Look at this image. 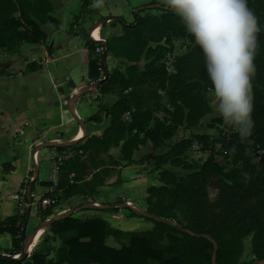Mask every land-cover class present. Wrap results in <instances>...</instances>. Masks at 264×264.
<instances>
[{
  "label": "crops",
  "instance_id": "obj_1",
  "mask_svg": "<svg viewBox=\"0 0 264 264\" xmlns=\"http://www.w3.org/2000/svg\"><path fill=\"white\" fill-rule=\"evenodd\" d=\"M47 1L51 6L42 16L18 10L11 14L19 22L16 32L31 35L35 25L43 38L36 42L10 38L0 47V224L11 217L23 223L29 208L27 234L42 221L69 213L79 223L95 221L101 228L96 244L106 248L128 247L133 237L143 234L151 243L165 246L168 239H156L155 223L132 216L121 205L126 202L141 211L148 208L147 189L161 185L155 160L162 148H154L146 139L124 154L122 139L117 143L95 141L104 140L111 125L110 107L120 97L116 90H101V84L85 89L103 77L102 52L96 53L95 47L105 45L99 40L120 36L122 26L133 25L135 19L126 22L111 14V0H102L100 7L91 0L86 8L79 0ZM121 1L122 6L134 4V16L142 8L162 12L160 3L168 9L164 0ZM94 28L98 38L91 36ZM88 40L97 42L88 47ZM104 64L109 73L122 65V57L107 50ZM43 197H56V202L42 210L38 201ZM37 232L28 241L22 264H31L34 254L57 262L63 240L77 235L74 229L55 234L51 223ZM79 240L88 241L89 236ZM20 249L15 253L11 235L0 232V253L18 256ZM253 259L249 238L240 261ZM148 264L158 262L148 259Z\"/></svg>",
  "mask_w": 264,
  "mask_h": 264
},
{
  "label": "trees",
  "instance_id": "obj_2",
  "mask_svg": "<svg viewBox=\"0 0 264 264\" xmlns=\"http://www.w3.org/2000/svg\"><path fill=\"white\" fill-rule=\"evenodd\" d=\"M0 0V47L7 40H26L36 42L43 38L35 25L31 35L16 32L19 25L17 20L11 18L14 11L20 14L24 11L42 16L50 8L47 0ZM81 7L86 8L91 0H79ZM150 4H155L151 1ZM161 14L137 15V22L130 26H122V34L106 41L107 50L115 57H122L130 62H136L142 54L148 58L146 74L154 81L167 82L189 88L197 82L191 80L190 75L196 73L207 85L209 81L204 73L203 58L199 48L193 43L192 37L185 31L179 18L160 3ZM248 7L257 17L261 26L258 34V49L255 56L256 72L252 80L254 120L253 133L247 138L258 142L264 150V0H248ZM13 22H12V20ZM9 20V22H8ZM13 24V25H12ZM34 34V35H33ZM176 36L187 37L192 46L190 50L177 58L174 65L175 72L168 73L164 65L156 63L157 56L164 50L161 41L169 44ZM97 41L88 40V47H92ZM150 43H154L152 46ZM156 53L157 55H153ZM98 61V59L96 58ZM156 61V62H155ZM94 63V62H93ZM133 67V66H132ZM128 84V82L126 83ZM120 82L113 73L101 83V90H116L120 88ZM122 98V97H121ZM119 98L111 107V125L106 130L104 140L96 139L100 143H117L122 139V151L130 152L133 146L150 140L154 148L166 147V153L156 157L155 165L159 171L160 186H151L147 189L146 203L150 212L159 208L155 201L162 200L164 195L170 198L168 205L161 206L172 215V209L182 206L186 213L185 223H175L185 229L212 237L217 245L216 264H245L240 261L242 253V238L250 236L251 253L255 260L264 259V157L258 162H250L240 155H233V148L239 147L240 139L235 132L232 138L222 145L227 156L233 157V162L242 161V170L248 175L244 182L240 176V170L231 169L226 172L222 165L217 163L213 156H208L195 171L188 173L183 179L177 180L174 173L169 169H162V165L169 157H180L189 145V141L180 140L174 143H166L170 135V127L162 120L152 115V111L139 110L132 114L130 123L127 124L128 137H123L124 129L119 123L118 115L122 111L118 109L122 105ZM186 113V125H189V113L192 105L184 100ZM153 125L150 127V122ZM113 126L116 128H113ZM135 133H130V132ZM141 134V136H139ZM123 137V138H122ZM205 138V136H198ZM106 141V142H105ZM127 155V154H126ZM176 155V156H175ZM170 162L175 163L173 159ZM179 162H181L179 160ZM206 185L217 189L214 200H210ZM155 200V198H157ZM130 214L141 217L134 212ZM165 219H170L164 211L157 213ZM144 218V217H143ZM148 219V218H145ZM156 239L166 237L168 244L165 246L151 243L145 234L133 237L128 247L119 250L106 248L96 244L97 236L101 228L95 221L79 223L76 219L68 216L56 219L51 223V231L58 235H64L67 231L76 230L77 235L68 236L58 249L59 260L44 261V254H34L31 264H59L64 259L67 264H85L97 262L100 264H148V259H153L158 264H211L212 244L203 237L190 236L179 229L154 221ZM171 220V219H170ZM22 219L17 224V219L9 218L0 224V232L6 231L11 235L15 253L19 252L23 237L21 231ZM89 236L88 241H80L79 238ZM96 246V247H94ZM0 264H22V261H0Z\"/></svg>",
  "mask_w": 264,
  "mask_h": 264
},
{
  "label": "rangeland",
  "instance_id": "obj_3",
  "mask_svg": "<svg viewBox=\"0 0 264 264\" xmlns=\"http://www.w3.org/2000/svg\"><path fill=\"white\" fill-rule=\"evenodd\" d=\"M139 1L135 0L136 3H139ZM109 5L111 14L120 15L126 22L133 20L134 4L126 2L122 6L121 0H111ZM138 11H141L138 15L142 16L146 14H161L155 7H149L148 11H145V8ZM103 15L107 16L109 13H103ZM160 43L163 45L164 50L158 54V62H155L164 65L168 73H174V65L177 58L186 54L190 50L192 43L185 36L173 37L169 44L163 41ZM150 45L154 46L155 44L150 43ZM153 55L157 54L153 53ZM148 61L144 54L135 63L122 58V65L112 67L109 71V73L115 75L121 85L120 88L116 89V92H118V97H122V105L118 107L122 111L118 117L119 123L122 124L124 129L123 137H128L126 127L130 123L133 113L139 110L152 111L153 116L170 127V135L165 139L166 143H174L180 140L189 141L187 149L180 154V157L167 158L163 166V169L171 170L177 180L183 179L188 173L195 171L198 165L212 155L214 160L222 165L226 172L231 169L240 170L241 179L245 182L248 179V175L242 170L243 162H233V157L227 156L224 152L222 144L230 140L235 131L230 126L225 125L216 114L214 97L211 94L210 86H207L196 73L188 74L191 80L197 82L196 85L191 84L189 88L167 82L166 80L163 83L154 81L151 76L146 74ZM127 82L128 84H126ZM184 100L192 105L191 113H189V125H186L185 121L187 110L184 107ZM152 125L153 122L151 121L149 126L151 127ZM113 128H116V126H113ZM130 133L135 132L131 131ZM203 135L205 136L203 139L198 137ZM239 145V147L232 150L234 156L240 155L242 152L241 155L253 163L264 157V150L259 147L256 141L246 139L244 142L240 141ZM167 150L168 148L166 147L161 149L162 153H166ZM170 159H173L175 163H171ZM206 188L209 199L214 200L218 192L217 189L208 185H206ZM169 201L170 198L164 195L162 200L158 199V201H155L159 208L153 209L154 213L150 212L149 206L143 211L157 216H160L157 213L164 211L171 219H167L168 221L184 224L187 215L182 206L173 208L172 215L169 213L171 211L168 212V210L164 209ZM161 206L165 207L161 208ZM250 236L251 233L242 238V249H244V245H248ZM247 257L249 256L247 255ZM256 261L258 260L253 259L244 263L253 264Z\"/></svg>",
  "mask_w": 264,
  "mask_h": 264
},
{
  "label": "clouds",
  "instance_id": "obj_4",
  "mask_svg": "<svg viewBox=\"0 0 264 264\" xmlns=\"http://www.w3.org/2000/svg\"><path fill=\"white\" fill-rule=\"evenodd\" d=\"M199 48L214 110L244 142L254 120L252 80L261 26L248 0H164ZM102 0H95L100 7Z\"/></svg>",
  "mask_w": 264,
  "mask_h": 264
},
{
  "label": "water",
  "instance_id": "obj_5",
  "mask_svg": "<svg viewBox=\"0 0 264 264\" xmlns=\"http://www.w3.org/2000/svg\"><path fill=\"white\" fill-rule=\"evenodd\" d=\"M135 19V23L137 22V16H134ZM125 26H129V24H124ZM99 41L103 42V44L105 45L104 50L101 53V57H100V64H101V70L103 73V77L97 79L96 81H94V83L88 85L85 87V89H88L90 86H97L100 85L108 76V70L107 67L104 64V59L106 56V52H107V45L105 40L100 39ZM123 207L127 208L128 210L134 212L135 214L144 217V218H148V219H152L154 221H161L165 224L171 225L177 229H179L180 231L193 236V237H203L207 240H209L212 244V253H211V264H216V250H217V245L215 240L210 237L207 234H201V233H195L192 231H189L183 227L177 226L176 224L172 223L171 221H168L167 219L154 215L152 213H147L138 209H135L134 207L130 206L128 203H122L121 204ZM28 213H29V208L26 209L25 213H24V217H23V223H22V227H21V231L23 233V237H22V242H21V249H20V254L18 256L15 255H10V254H5V253H0V261H8V262H15V261H22L23 259H25L26 257V245L28 243V241L32 238V236L35 234V232L43 225H47L52 223L54 220H47V221H42L40 225H38L35 229H33L32 231H30L29 233L25 234V227H26V221H27V217H28ZM69 216V213L61 218H65ZM59 218V219H61ZM253 264H264V259L258 260L256 262H254Z\"/></svg>",
  "mask_w": 264,
  "mask_h": 264
},
{
  "label": "built area",
  "instance_id": "obj_6",
  "mask_svg": "<svg viewBox=\"0 0 264 264\" xmlns=\"http://www.w3.org/2000/svg\"><path fill=\"white\" fill-rule=\"evenodd\" d=\"M104 47L103 46H96L95 47V52L100 54L103 51ZM56 202V197H43L39 199L38 205L40 209H46L47 207H50L51 205L55 204ZM27 203L25 202L23 204V207H26Z\"/></svg>",
  "mask_w": 264,
  "mask_h": 264
},
{
  "label": "bare ground",
  "instance_id": "obj_7",
  "mask_svg": "<svg viewBox=\"0 0 264 264\" xmlns=\"http://www.w3.org/2000/svg\"><path fill=\"white\" fill-rule=\"evenodd\" d=\"M91 36L93 37V38H98L99 36H98V32H97V28H94L93 30H92V32H91ZM82 134V131H80L79 132V134L78 135H81ZM133 207V206H132ZM135 208V207H134ZM137 209V208H136ZM37 232V231H36ZM35 232V233H36ZM40 234V231L39 232H37V235H36V239H37V236ZM34 236V235H33ZM29 245L30 244H28L27 243V245H26V247L28 248L29 247Z\"/></svg>",
  "mask_w": 264,
  "mask_h": 264
}]
</instances>
